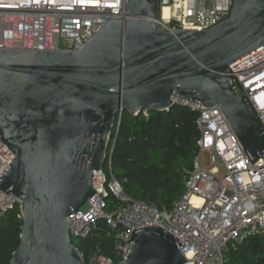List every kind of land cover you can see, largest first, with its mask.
<instances>
[{
	"label": "water",
	"instance_id": "obj_1",
	"mask_svg": "<svg viewBox=\"0 0 264 264\" xmlns=\"http://www.w3.org/2000/svg\"><path fill=\"white\" fill-rule=\"evenodd\" d=\"M159 20V0H127L79 50L0 49V139L15 156L0 190L24 204L9 264H86L68 218L96 192L93 173L125 109L170 110L183 105L175 98L219 107L251 161L264 157V125L230 69L264 45V0H235L230 17L204 31ZM140 229L120 264H187L171 232Z\"/></svg>",
	"mask_w": 264,
	"mask_h": 264
},
{
	"label": "built area",
	"instance_id": "obj_2",
	"mask_svg": "<svg viewBox=\"0 0 264 264\" xmlns=\"http://www.w3.org/2000/svg\"><path fill=\"white\" fill-rule=\"evenodd\" d=\"M126 1L0 0V49L79 50L117 14L124 15ZM234 2L159 0V26L204 31L228 19ZM230 69L264 125V45L234 61ZM175 102L198 112L200 138L198 155L184 179L185 192L173 207L133 201L125 194L112 171L113 145L108 171L103 167L93 173L96 192L68 218L72 239L86 240L100 230L113 238V255L102 251L100 264L127 260L134 247L128 237L140 226L157 225L171 232L184 243L179 249L187 264H227L231 247L249 237L264 238V157L251 161L219 107L179 98ZM204 151L209 152V166L203 165ZM14 158L0 139V176ZM16 206L22 218V200L0 190V217ZM96 258L97 252L91 260Z\"/></svg>",
	"mask_w": 264,
	"mask_h": 264
},
{
	"label": "trees",
	"instance_id": "obj_3",
	"mask_svg": "<svg viewBox=\"0 0 264 264\" xmlns=\"http://www.w3.org/2000/svg\"><path fill=\"white\" fill-rule=\"evenodd\" d=\"M197 119V111L178 104L170 110L145 114L125 109L116 115L109 143V150L114 145L112 171L131 200L171 209L184 194V179L199 152ZM18 214L16 206L0 217V264H9L21 243ZM82 242L85 263L100 246L104 254H113L114 240L104 230ZM227 264H264V238L249 237L231 247Z\"/></svg>",
	"mask_w": 264,
	"mask_h": 264
},
{
	"label": "rangeland",
	"instance_id": "obj_4",
	"mask_svg": "<svg viewBox=\"0 0 264 264\" xmlns=\"http://www.w3.org/2000/svg\"><path fill=\"white\" fill-rule=\"evenodd\" d=\"M174 25H177V21L175 20L174 22ZM202 161H203V165L204 166H209V152L208 151H204L202 152ZM104 168L108 171V166H104ZM219 175H222V168H220V174ZM100 226L104 227V223L103 221H100ZM99 232V231H98ZM83 240L82 239H77V238H73L72 239V242L73 244L78 247V249H80L81 251H84L86 248L85 246L83 245ZM114 250V249H113ZM96 254V253H95ZM94 254V255H95ZM113 255V254H112Z\"/></svg>",
	"mask_w": 264,
	"mask_h": 264
},
{
	"label": "clouds",
	"instance_id": "obj_5",
	"mask_svg": "<svg viewBox=\"0 0 264 264\" xmlns=\"http://www.w3.org/2000/svg\"><path fill=\"white\" fill-rule=\"evenodd\" d=\"M249 98H250V96H249ZM250 100L253 102V104H254V101H253V99L252 98H250Z\"/></svg>",
	"mask_w": 264,
	"mask_h": 264
}]
</instances>
